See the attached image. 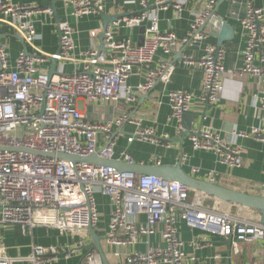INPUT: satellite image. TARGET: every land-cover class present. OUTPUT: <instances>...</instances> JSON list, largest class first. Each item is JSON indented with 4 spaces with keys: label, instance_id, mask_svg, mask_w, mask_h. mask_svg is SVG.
<instances>
[{
    "label": "built area",
    "instance_id": "1",
    "mask_svg": "<svg viewBox=\"0 0 264 264\" xmlns=\"http://www.w3.org/2000/svg\"><path fill=\"white\" fill-rule=\"evenodd\" d=\"M67 16L80 19L98 15L105 0H61ZM141 11L118 19L114 26H139L147 23L141 44L115 41L112 28L104 30V51L90 48L74 57L73 32L67 22L57 24L59 47L56 53L42 52L35 46L37 34L34 17L51 15L49 7L35 4H14L0 0V26L10 29L23 43L14 67L10 66L5 46L0 44V264H12L3 254L2 230L17 228L22 234L36 227L55 229L61 234H80L99 223L96 195L108 199L111 206L104 241L112 247H131L142 238L160 232L163 248L148 247L145 252L132 251L117 264H204L184 252V243L177 229L181 220L191 229L218 236L228 243L235 255L244 245L263 241L264 224L259 217L248 219L231 213L208 209L188 203L190 190L176 182L152 175L121 173L112 167L84 163L73 164L32 153H61L71 156H97L112 160L115 137L112 126L133 123L126 113L107 122H91L77 108V101L87 105L117 104L135 100L136 93L128 86L135 69H146L144 82L136 91L148 92L156 82L168 83L175 66L169 62L153 64L157 52L173 55L182 47L194 45L208 37L203 26L218 18L215 0H205L202 11L194 14L189 32L181 39L173 33L159 32L157 14L171 5L167 0H136ZM187 0L172 5L182 11ZM150 8H152L151 11ZM231 15L234 12H229ZM245 48L243 67L235 74H245L264 80V10L246 2L240 18ZM207 26V25H206ZM95 32L92 36H95ZM257 41L260 49L257 48ZM27 48L31 51L28 52ZM259 51V66L255 65ZM225 50L206 45L203 55L194 60L182 55L180 65L197 68L202 73L199 101L217 106L223 93L226 74ZM57 64L55 75L48 77L50 59ZM82 65V69L64 72L66 64ZM171 118L180 122L189 110L192 96L182 90L168 92ZM44 104L42 105V100ZM261 124L249 131L233 130L235 138H253L264 145V93L260 98ZM177 132H182L179 125ZM98 135L103 139L99 144ZM195 150L214 153L222 165L233 169L242 166V149L223 141L210 128H201L189 135ZM149 140L160 143L150 130L135 131L127 141ZM164 146H169L168 143ZM125 163L132 164L128 155ZM181 154L177 161L181 163ZM215 174L207 181L214 183ZM264 196V185L262 187ZM143 218V221L140 219ZM160 229V230H159ZM207 244L201 238L196 247ZM82 246V243H78ZM59 254L55 247L33 246L23 264H42ZM47 257V258H46ZM86 264H102L96 252L86 258ZM256 264V263H254Z\"/></svg>",
    "mask_w": 264,
    "mask_h": 264
},
{
    "label": "crops",
    "instance_id": "2",
    "mask_svg": "<svg viewBox=\"0 0 264 264\" xmlns=\"http://www.w3.org/2000/svg\"><path fill=\"white\" fill-rule=\"evenodd\" d=\"M10 1L14 4H35L41 8L51 9V15L42 13L34 17L37 34L34 44L42 52L48 54L56 53L58 50L57 24L62 22H67L73 32V53L76 58L81 57V54L90 48L101 50L103 40L100 36L103 32V17L109 19L118 17L115 21L109 22L106 27L112 28L115 41L129 40L131 46L142 43L147 26V23L131 27L122 24L114 26L118 19L138 14L141 11L136 0H105L102 13L84 16L80 19L68 17L61 0H54V2L52 0ZM167 1L171 6L166 11H160L157 14L159 32H170L181 39L189 32L194 14L202 11L205 0H187L179 13L172 7L177 0ZM246 2H252L254 6L264 10V0H215V13L218 17L227 18L228 25L234 31L232 38L223 41L220 46L225 50L223 66L226 74L223 77V93L217 106L205 105L199 101L201 71L197 68L184 67L179 63L182 55L198 60L203 55V48L206 45H217V39L210 35L217 29L211 24L204 28V32L208 35L206 39L194 45L182 47L170 56H164L161 52L156 53L154 65L169 62L175 66L168 83L156 82L148 92H138L136 88L144 82L146 73V69L138 68L127 81L128 86L136 93L133 102L87 105L79 100L84 105V110L81 112L88 121L107 122L124 113L134 121L120 127L112 126L111 134L115 137L112 160L124 162L123 155H128L133 164L173 165L178 163L177 158L182 154L184 159L180 165L188 175L207 181V174L214 173L216 175L214 184L251 195H262L264 145L253 138H235L232 135L233 130L246 132L261 124L259 107L260 98L264 93V80L248 74L243 76L235 74L243 67L245 37L240 18L243 16ZM151 10L152 8L149 11ZM232 11L233 15L229 13ZM93 32L96 33L95 36H92ZM0 44L5 46L10 66L14 67L18 53L24 48L23 43L10 29L0 26ZM27 51L31 50L27 48ZM254 63L257 66L260 65L258 50ZM261 66L264 67V63ZM77 68L81 70L82 65L68 63L64 67V72L70 73ZM176 90L185 91L192 96L187 112L193 113L196 118L192 121L190 134L201 128H210L223 141L240 147L243 151L240 168L233 169L222 165L216 155L210 151L193 149L189 135L180 139L184 131L182 119L178 122L171 118L167 97L168 92ZM179 125L182 127L180 133L177 132ZM137 130H150L153 137L159 139L160 143L155 144L149 140H135L129 143L127 139ZM98 141L99 144L103 143L100 135H98ZM166 143L169 144L168 147L164 146ZM188 203L248 219H255L258 216L257 213L250 212L246 208L218 201L193 190L189 192ZM110 208L108 199L97 194L96 210L99 214V223L94 230L101 237L100 244L108 264L119 263L126 254L132 251L145 252L148 247H164L159 231L155 235L142 238L135 246L117 248L107 245L104 237L107 233ZM140 220L143 221V218ZM177 229L184 243L185 254L195 257L204 264L253 263L250 245H244L242 251L235 255L231 252L228 243L218 236L199 229H191L181 220L177 221ZM201 238H206L207 244L194 246L193 244H197ZM1 242L3 254L12 260V264H23V259L29 255L33 246L55 247L59 250L54 260H44L42 264H86L88 254L96 252L91 249L93 243L88 230L80 234H61L55 229L36 227L22 234L17 228L6 227L2 230ZM79 242L82 246L78 245ZM260 264H263V258Z\"/></svg>",
    "mask_w": 264,
    "mask_h": 264
},
{
    "label": "water",
    "instance_id": "3",
    "mask_svg": "<svg viewBox=\"0 0 264 264\" xmlns=\"http://www.w3.org/2000/svg\"><path fill=\"white\" fill-rule=\"evenodd\" d=\"M54 2V0H52ZM230 1V0H228ZM253 1V0H251ZM102 15V14H101ZM104 16V15H102ZM118 17H113L112 19L103 17V32L101 33L102 40L104 39V30L106 25L109 22L115 21ZM213 25L217 31H212L210 33L211 36L217 39V46L220 47L222 42L225 40H229L232 38L234 31L233 28L228 25L227 18L218 17L216 20H208L203 28L206 25ZM20 39L19 37H17ZM257 48L260 49V45L257 41ZM104 45L101 44V50L104 51ZM57 64V60L55 58L50 59V66L48 70V77L51 78L55 75V67ZM44 104V99L42 100V105ZM196 118V115L190 112H185L182 119L183 133L180 139H183L185 135H190L192 129V121ZM37 155L58 158L61 160L69 161L73 164L76 163H84L88 165H94L98 167H112L116 171L121 173H132L136 175H152L156 176L162 180H166L169 182H176L189 190H193L209 197H212L218 201H222L225 203L234 204L246 209L253 210L258 214L259 221L261 224H264V196L251 195L239 191H235L229 188H225L219 186L214 183H210L208 181L200 180L188 175L181 167L180 163H175L173 165H138V164H128L124 162L114 161V160H106L99 158L97 156H88V157H78L71 156L61 153H39L33 152ZM89 235L92 239V247L91 249L96 251L99 255L102 264H108L105 254L102 250L100 241L101 237L98 236L94 229L89 228ZM263 264H264V255H263Z\"/></svg>",
    "mask_w": 264,
    "mask_h": 264
},
{
    "label": "rangeland",
    "instance_id": "4",
    "mask_svg": "<svg viewBox=\"0 0 264 264\" xmlns=\"http://www.w3.org/2000/svg\"><path fill=\"white\" fill-rule=\"evenodd\" d=\"M77 108L80 111L84 110V105H82L81 102H77ZM250 253H251V258H253V263L260 264L262 262L263 258V241L262 240H257L255 241L252 245H250ZM251 263V264H253Z\"/></svg>",
    "mask_w": 264,
    "mask_h": 264
},
{
    "label": "bare ground",
    "instance_id": "5",
    "mask_svg": "<svg viewBox=\"0 0 264 264\" xmlns=\"http://www.w3.org/2000/svg\"><path fill=\"white\" fill-rule=\"evenodd\" d=\"M248 211H250V212H253V213H254V211H253V210H250V209H248Z\"/></svg>",
    "mask_w": 264,
    "mask_h": 264
},
{
    "label": "trees",
    "instance_id": "6",
    "mask_svg": "<svg viewBox=\"0 0 264 264\" xmlns=\"http://www.w3.org/2000/svg\"><path fill=\"white\" fill-rule=\"evenodd\" d=\"M96 229V228H95Z\"/></svg>",
    "mask_w": 264,
    "mask_h": 264
}]
</instances>
